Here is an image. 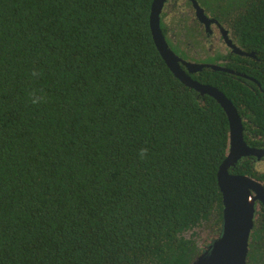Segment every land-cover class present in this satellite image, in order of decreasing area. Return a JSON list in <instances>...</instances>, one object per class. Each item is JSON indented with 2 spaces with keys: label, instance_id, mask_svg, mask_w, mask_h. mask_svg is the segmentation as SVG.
Here are the masks:
<instances>
[{
  "label": "trees",
  "instance_id": "obj_1",
  "mask_svg": "<svg viewBox=\"0 0 264 264\" xmlns=\"http://www.w3.org/2000/svg\"><path fill=\"white\" fill-rule=\"evenodd\" d=\"M196 1L254 56L231 57L246 77L192 79L221 91L263 148L264 0ZM152 2L0 0V264H190L220 233L227 116L160 57ZM182 22L160 14L185 57ZM256 162L229 172L264 184ZM245 264H264V207Z\"/></svg>",
  "mask_w": 264,
  "mask_h": 264
},
{
  "label": "water",
  "instance_id": "obj_2",
  "mask_svg": "<svg viewBox=\"0 0 264 264\" xmlns=\"http://www.w3.org/2000/svg\"><path fill=\"white\" fill-rule=\"evenodd\" d=\"M189 1L201 23L205 26L210 23L218 24L215 19L205 15L196 0ZM165 2L166 0H153L149 16L152 40L160 57L182 84L201 96L207 95L215 99L224 110L229 124L228 151L217 171V185L223 205L221 230L190 264H245L249 235L257 218V203L264 207V186L249 176L232 174L229 170L242 158L253 156L259 159L264 155V150L251 148L245 143L242 120L231 101L217 88L199 83L190 76L202 67L227 73L233 71L217 65L187 62L170 48L160 28V14ZM234 51L240 56H254L253 53L237 48Z\"/></svg>",
  "mask_w": 264,
  "mask_h": 264
},
{
  "label": "flooded vegetation",
  "instance_id": "obj_3",
  "mask_svg": "<svg viewBox=\"0 0 264 264\" xmlns=\"http://www.w3.org/2000/svg\"><path fill=\"white\" fill-rule=\"evenodd\" d=\"M167 9H175L177 13L179 14V16L181 17V19H186L185 25H184V22H182L180 25V27L182 28L183 34H181L179 39L185 42L187 41V43H184L186 46L183 52L185 57H181L180 55L177 54L181 59L187 62L194 61L198 64L217 65L222 68L229 69L228 65L232 63L231 57L240 56L237 53H235L234 51L235 48L243 51L239 46H237L234 39L232 38V35L220 23L218 24L210 23L208 26H205V24L201 23L200 20L197 18L195 11L192 8L189 0H166L162 11H166ZM186 25H187V28L189 29H191L192 27L195 28L193 32L194 34L193 40L196 43H193L192 42L193 40L190 37L185 36L184 33H186L187 31L184 27ZM174 29L177 30L176 28ZM166 36L171 41L176 43V37L173 36L172 33L171 34L169 33V29H167L166 31ZM184 44H182V46ZM206 54H209V56ZM210 57L212 60H209ZM240 57H243V56H240ZM182 68L185 69L183 66ZM204 70H212V69L202 67L201 70L190 74L191 78H192V75H197L198 73ZM230 71H233V70H230ZM219 72H223V71H219ZM228 74H231V75L237 74V75L246 77L245 75L237 73L235 71H233V73H228ZM259 149L264 150V147L259 148ZM245 158L251 160L252 162L257 161L256 164L262 163V166L264 167V155L260 157L259 159L253 156H249ZM233 168H231V170H233ZM261 184L264 186L263 183ZM257 206H258V211H260L261 207H263L261 203H257ZM207 246L208 245L203 246V249L204 247H207Z\"/></svg>",
  "mask_w": 264,
  "mask_h": 264
},
{
  "label": "rangeland",
  "instance_id": "obj_4",
  "mask_svg": "<svg viewBox=\"0 0 264 264\" xmlns=\"http://www.w3.org/2000/svg\"><path fill=\"white\" fill-rule=\"evenodd\" d=\"M176 31V30H175Z\"/></svg>",
  "mask_w": 264,
  "mask_h": 264
}]
</instances>
